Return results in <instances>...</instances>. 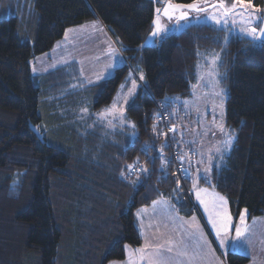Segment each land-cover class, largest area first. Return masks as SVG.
Segmentation results:
<instances>
[{
    "label": "trees",
    "instance_id": "1",
    "mask_svg": "<svg viewBox=\"0 0 264 264\" xmlns=\"http://www.w3.org/2000/svg\"><path fill=\"white\" fill-rule=\"evenodd\" d=\"M252 2L264 9V0ZM157 6L155 0H0V264L124 260L127 245L142 244L137 209L161 197L184 216L197 209L190 180H180L174 191V161L164 179L161 160L150 159L165 143L152 129L157 124L161 131L159 107L170 117L167 102L192 94L199 51L225 47L226 34L198 24L170 33L158 45H144ZM94 19L126 58L111 78L89 84L71 68L33 73V59L52 50L68 27ZM222 67L229 89L226 121L235 142L226 164L212 169L211 184L201 181L227 197L237 222L245 208L249 219L264 214V43L232 34ZM138 68L146 88L126 110L135 128H104L98 113L112 102L125 73ZM86 107L93 131L82 121ZM145 144L155 145L150 156L142 151ZM164 151L171 158L170 148ZM137 158L148 169L139 178L126 168ZM250 260L233 251L227 257L228 264Z\"/></svg>",
    "mask_w": 264,
    "mask_h": 264
},
{
    "label": "rangeland",
    "instance_id": "2",
    "mask_svg": "<svg viewBox=\"0 0 264 264\" xmlns=\"http://www.w3.org/2000/svg\"><path fill=\"white\" fill-rule=\"evenodd\" d=\"M155 1L160 2V6H157V8L161 9V23L169 26L168 32L173 26H175L173 33L179 34L191 25L208 24L218 29L224 30L226 38H228V40L232 34H238L239 36L249 38L239 31L240 28L246 27V24L241 22L239 17L236 18V24H232L231 22H229V24L225 26L223 24H216L211 20H197L195 19L197 15L203 17L206 14H197L191 12L190 19L188 21H181L180 25H174V19L169 22L168 19L162 15V9L165 5L164 0ZM229 2H231V0H229ZM254 6L256 8H259L256 5ZM257 15L264 16V12L257 13ZM94 21L95 20H89L85 22L86 24L83 23L80 25L68 27L65 31L64 36L55 43L52 50L38 55L33 59V73L36 75H40L59 68H62L67 73L71 68L72 74L78 73L80 76L82 75L81 77H85L84 80L89 84L111 78L116 69L126 64L125 56L119 44L117 43L118 41H116L113 37L110 38L108 36L107 30L104 28L103 24ZM153 28L147 36L144 45H158L159 43H163L164 40H166L169 36V33L167 32L162 37H156L155 42L150 43ZM70 29L72 31H69ZM109 39L112 40L111 48L109 47V45H107V41H109ZM224 46L225 47L220 49H201L198 53V58L196 61L195 82L193 84V86H198L195 88L193 87L192 94L190 96H174L170 99V101L167 102L169 105L170 123L177 126L176 141L181 140L179 133L183 132L182 142L180 143L181 146L188 149L190 148L192 150L195 149L199 153H205L203 157L205 163L200 164L202 169L208 166L207 155L209 149L215 145H219L222 140L227 138L225 134L221 133L219 128L216 127V123L220 122L221 109L219 105L221 104V102L223 103V123L225 129L227 130L229 135H232L234 137L236 136V133L228 128L226 121L227 98L229 89L227 84L224 83L225 71L222 67L223 51L226 48V44ZM112 49H115V52H112ZM217 54L219 55V60L217 61V64L215 66V75H211V73L213 72V67L209 63V61ZM73 64L75 65L74 68L71 67V65ZM108 65H114V67H108ZM64 71L61 73L64 74ZM141 73H143L144 75L143 80L139 79ZM98 76L101 78L97 79ZM131 79L136 80L137 87L134 90L135 94L128 97L127 104H124L121 100L120 104L118 105V107L122 106L124 108V116L126 117V119H128L126 114L128 104L136 96L140 88H146L145 74L142 68H138L137 71L130 69L125 73L123 80L114 93L112 102L107 107L110 108L112 106L114 100H117L118 94L121 96L127 94L128 89L132 87ZM217 80L219 81L218 84L215 83V81ZM121 85H124L123 89H121ZM71 86L72 85L70 82L68 87L70 88ZM68 87L66 88V90L69 89ZM64 89H62L61 91H65ZM220 89L224 90L223 97L217 96L215 94ZM84 109H87V111H84L85 118H82V121L89 122V130L93 131L95 130V122L90 120L91 116L89 113V109L87 107ZM104 110H101V112H103ZM101 112L98 113L96 120L104 128L106 127V129L112 130L129 128L130 123H125L122 125L120 124L119 120H113V124H115L116 126L110 127L108 124V119H111V117H108L107 119L102 118L99 116ZM213 116H215V122L213 120ZM127 121L130 120L128 119ZM205 132L207 133L206 135H204ZM192 141H197L198 143H191ZM234 142L235 139L232 142L231 149L234 145ZM231 149L223 152L222 160L220 158V154L213 152L212 155L215 156L213 164L217 167L224 166L227 162V158L231 152ZM164 155L165 157H170V153L167 151H164ZM201 158L202 157L199 155V160ZM211 172L209 173V175H211ZM198 187L209 189L210 185L198 183ZM188 193H191L192 200L195 203L196 208L199 210V208L202 207V210L204 211V206L201 205L195 198V193L192 190V185L191 189L188 190ZM223 197L227 199L225 195ZM227 208L231 213L228 204ZM144 210L146 211H143V213L139 217V226H141L140 230L142 231L144 236V244L145 238L152 244L164 243L167 239L171 238L175 240L179 245V247L174 250L173 253L169 254L171 256L170 264H226L228 251L242 253L248 255L249 257L250 254H253V261L251 264H259V260L256 257L258 256V254H260V252L256 248L255 244L248 240L246 233L245 237L242 238L244 240L243 245L235 247L229 246V244H231V242L235 238V226L239 223V219L237 222H235V218L233 216V230L228 237L229 244H226L224 248H221L218 244L215 230L212 228V225L208 219V213L205 211V221L203 220L205 226L204 228H202L199 223L200 217L197 213H193L190 216H184L178 211L169 212L165 209H153L152 207L148 206H144ZM192 217L196 218L195 222L192 221ZM246 223H248L247 219ZM209 224L212 229H208ZM189 225H199V229L204 233V239L210 241V245L204 244L203 241H199L200 246L197 247L196 244L198 241L199 232L195 229L194 226L189 227ZM248 229H255V227L250 226L248 227ZM181 250H187L189 254L187 256L177 255L176 253ZM149 251H154V249H149ZM108 264H128L127 254L125 260H113Z\"/></svg>",
    "mask_w": 264,
    "mask_h": 264
},
{
    "label": "snow or ice",
    "instance_id": "3",
    "mask_svg": "<svg viewBox=\"0 0 264 264\" xmlns=\"http://www.w3.org/2000/svg\"><path fill=\"white\" fill-rule=\"evenodd\" d=\"M165 7L163 8L162 15L166 17L168 20H173L175 17V22L177 25H180L181 21H188L190 19V12L194 13H205L203 17L197 15L195 19L200 20L203 19L205 21L211 20L216 24H223L227 26L229 22L232 24L237 23V17L240 18L241 22L246 24V27H242L239 29L241 33L245 36L249 37L252 41H260L264 43V16L257 15V13L264 12V9L256 8L252 2V0H192L191 3H175L174 0H164ZM156 18L153 21L154 28L151 33L150 43L155 42V38L158 36H163L169 30V26L161 23V9H156ZM69 31H72L71 29ZM225 44L228 43V38H225ZM112 52H115V49H112ZM219 60V55L214 56L209 63L213 67V72L211 75H215V66L217 61ZM108 67H114V65H108ZM131 77V73H130ZM101 77H97L100 79ZM140 80L144 79L143 73L139 76ZM202 79V77H201ZM91 82V81H90ZM216 84L219 81H215ZM132 87L128 89L126 95H119L117 100H114L112 106L110 108L105 109L103 112L99 114L100 117L108 119V124L110 127H115L113 124V120H119L120 124L131 123L127 121L124 116V108L122 106L118 107L120 101L122 100L124 104H127L128 97L135 94L134 90L137 87L136 80L131 79ZM198 85H194L193 87H197ZM124 88V85H121V89ZM217 96L223 97L224 90L220 89L215 93ZM221 109L220 113V122L216 123V127L219 128L221 133H224L227 137L222 140L219 145H215L209 149L207 155V167L203 169L197 167L192 169V161L191 157L188 155V152H174L171 158L165 157L164 150L165 148H172L173 145L170 141L176 140L177 135V126L175 124H170L168 126V132L157 131V124L153 125V133L156 138L165 137L166 141L163 145H161L157 151L156 156H150V153L153 151L155 145L154 144H145L142 148V151L145 155H149L150 159L155 163L156 159L161 160V172L164 175V179H167L169 175V165L173 163V161L179 162L178 171L182 173L183 179L190 180L192 182V190L195 193L196 200L204 206V211L208 213V219L212 225V228L215 230V235L217 237L218 244L221 248H224L226 244H229V234L233 230L232 220L233 217L231 213L228 211L227 204L228 201L225 197L220 196L218 193L209 192L207 188H199L198 182L203 179L205 182L211 184V178L209 173L212 171V168L215 166L213 161L215 160V156L212 153L220 154L221 160L223 159V152L230 150L234 136L229 135L227 130L225 129L223 118V103L219 105ZM83 111H87L84 109ZM155 118L157 121L163 118V113H156ZM213 120L215 122V116H213ZM131 126L135 128V124L132 123ZM169 133H172V136H169ZM207 133L205 132L204 135ZM135 136V132L132 133ZM181 137L180 141H177V146L182 142L183 132L179 133ZM191 143H198L197 141H192ZM191 151V149H190ZM199 155L202 157L198 160L197 164H204L205 160L203 159L205 153L200 152ZM187 165V166H185ZM127 175H136L139 178L140 173H147L148 169L139 163V158L136 159L131 164L126 165ZM195 172V175H192V172ZM122 176L127 179V175L125 173H121ZM180 177H177V189L180 187ZM137 180L132 181L133 184H136ZM15 183V181H14ZM214 188V185H212ZM157 204H165L167 202L164 200L153 201V206L155 207ZM146 210H141L137 212V216L140 217L141 213ZM247 209L245 208L239 215V223L235 226V238L229 244L230 247L243 245L244 240L242 238L245 237V233L248 232V225L246 223V214ZM196 218L192 217V221L195 222ZM195 227V229L199 232V237L196 246L199 247V241H203L204 244H209L210 241L204 239V233L199 229V225H189V227ZM143 235V233H141ZM167 245V246H166ZM128 248V264H137V262L146 261L147 264H170L171 256L169 254L173 253L179 245L178 243L169 238L164 243L152 244L147 241L145 238V244L143 247L136 249L135 254H138L136 258H134L133 250L130 246H126ZM149 249H154V251H149ZM186 249V246H185ZM179 256H187L189 253L187 250H181L176 253Z\"/></svg>",
    "mask_w": 264,
    "mask_h": 264
},
{
    "label": "crops",
    "instance_id": "4",
    "mask_svg": "<svg viewBox=\"0 0 264 264\" xmlns=\"http://www.w3.org/2000/svg\"><path fill=\"white\" fill-rule=\"evenodd\" d=\"M95 21H97V22H99L100 24L102 23L101 21H99V20H97V19H94ZM94 21V22H95ZM86 24V23H85ZM103 24V23H102ZM103 26H104V28L107 30V33H108V36L111 38L112 36H111V34L109 33V31H108V29H107V27L103 24ZM108 42V44L107 45H109V47L111 48V45H112V40L111 39H109V41H107ZM125 61H126V58H125ZM97 83V82H96ZM195 152H196V154H197V158H196V161L195 162H197L198 160H199V152L197 151V150H195V149H193ZM195 166H197V167H199V168H201V166H200V164H197V163H195ZM194 167H192V169H193ZM202 169V168H201ZM192 175H195V172H193L192 173ZM199 184H203L202 183V181L201 180H199V182H198ZM205 184V183H204ZM209 192H215V193H218L220 196H224L222 193H220L219 191H217L216 189H214V188H212L211 186L209 187ZM160 200H164V201H166L167 202V205H165V204H157L155 207L153 206V202H152V204H150V205H148V207H152L153 209L154 208H160V209H165V210H167V211H169V212H171V211H174V212H177L178 210H176L177 208H176V206L174 205V203L171 201V199L170 198H168V197H161V198H158L157 200H155V201H160ZM228 206H229V201H228ZM230 207V206H229ZM176 208V209H175ZM144 210V207H141V208H139V209H137L136 211H135V218H136V225H137V227H138V229H139V232H140V234L142 233V231L140 230L141 229V226H139L140 225V220H139V217L137 216V212H139V211H141V210ZM231 210V209H230ZM198 211V212H197ZM179 212V211H178ZM143 213V212H142ZM141 213V214H142ZM194 213H197L198 215H199V217H200V221H199V223H200V226L202 227V228H204V218H205V214H204V211L202 210V207L201 208H199V210L198 209H196L195 210V212ZM233 216V215H232ZM246 219H247V221H248V223H247V225H248V227H250V226H253V227H255V229H249L248 230V232L246 233V235H247V238H248V240L250 241V242H253L254 244H255V246H256V248L259 250V252H260V254H258V256L256 257L258 260H259V264H264V214H262V215H260V216H256V217H253L252 219H249V216H248V212H247V214H246ZM204 220V221H203ZM208 229H212L211 228V226H210V224L208 225ZM141 237H142V244H141V246H139V247H131L130 246V248L133 250V253L135 254V250L136 249H138V248H141V247H143L144 246V236L141 234ZM128 246V245H127ZM126 248V254H127V257H128V248L127 247H125ZM230 251H228V253H229ZM138 256V254H135L134 255V258H136ZM252 257H253V254H250V262L248 263V264H251L252 263V261H253V259H252ZM126 259V258H125ZM124 259V260H125ZM138 264H141V262H137ZM142 264H147V262L146 261H144V262H142ZM226 264H228V262L226 261Z\"/></svg>",
    "mask_w": 264,
    "mask_h": 264
},
{
    "label": "built area",
    "instance_id": "5",
    "mask_svg": "<svg viewBox=\"0 0 264 264\" xmlns=\"http://www.w3.org/2000/svg\"><path fill=\"white\" fill-rule=\"evenodd\" d=\"M160 108V111H159V113H163V118L161 119V120H159V122H160V127H161V131H163V132H168V126L171 124L170 123V120H169V117H168V115L165 113V111L162 109V107H159ZM173 134L172 133H169V136H172ZM165 138V137H164ZM165 140H166V138H165ZM171 143H172V145H173V147L172 148H170V151H171V157L173 156V153L174 152H181V151H183V152H188V155L191 157V161H192V163H193V161L196 159V157H197V154H196V152L194 151V150H192L191 149V151H190V148L188 149V148H185V147H183V146H181L180 144H179V146H177V142L175 141V140H172V141H170ZM174 164H175V167H176V170H177V173H178V175H179V177H180V180L181 181H184L185 179H183V176H182V173H180L179 171H178V169H179V162L178 161H174ZM185 166H187V165H185Z\"/></svg>",
    "mask_w": 264,
    "mask_h": 264
},
{
    "label": "water",
    "instance_id": "6",
    "mask_svg": "<svg viewBox=\"0 0 264 264\" xmlns=\"http://www.w3.org/2000/svg\"><path fill=\"white\" fill-rule=\"evenodd\" d=\"M174 2H175V1H174ZM175 3H179V2H175ZM190 3H191V2H190ZM184 4H186V3H184ZM164 7H165V5H164ZM164 7H163V8H164ZM162 11H163V9H162ZM190 13H191V12H190ZM173 19H174V20H173V24L175 25V24H176V22H175V17H174ZM168 21L171 22L172 20H168ZM174 27H175V26H173V27L171 28V30L168 32L169 34H170V33H173Z\"/></svg>",
    "mask_w": 264,
    "mask_h": 264
}]
</instances>
